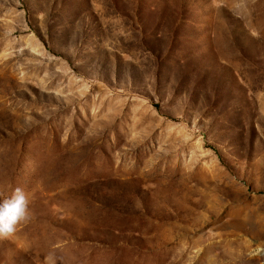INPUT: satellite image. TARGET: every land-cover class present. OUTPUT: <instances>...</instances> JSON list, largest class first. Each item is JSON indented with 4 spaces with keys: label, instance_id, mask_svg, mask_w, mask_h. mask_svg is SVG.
I'll return each mask as SVG.
<instances>
[{
    "label": "rangeland",
    "instance_id": "374dc122",
    "mask_svg": "<svg viewBox=\"0 0 264 264\" xmlns=\"http://www.w3.org/2000/svg\"><path fill=\"white\" fill-rule=\"evenodd\" d=\"M0 264H264V0H0Z\"/></svg>",
    "mask_w": 264,
    "mask_h": 264
},
{
    "label": "clouds",
    "instance_id": "9594fccd",
    "mask_svg": "<svg viewBox=\"0 0 264 264\" xmlns=\"http://www.w3.org/2000/svg\"><path fill=\"white\" fill-rule=\"evenodd\" d=\"M29 198L21 189L16 188L4 200H0V237L6 238L15 233L17 226L28 218ZM197 250L184 258V264H197L200 256ZM206 264H214V258L207 257Z\"/></svg>",
    "mask_w": 264,
    "mask_h": 264
}]
</instances>
